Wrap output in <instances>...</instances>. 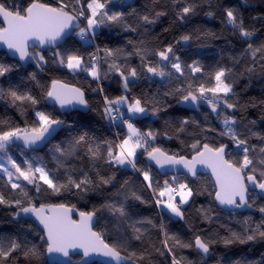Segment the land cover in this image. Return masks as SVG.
Masks as SVG:
<instances>
[{
    "label": "snow or ice",
    "instance_id": "obj_1",
    "mask_svg": "<svg viewBox=\"0 0 264 264\" xmlns=\"http://www.w3.org/2000/svg\"><path fill=\"white\" fill-rule=\"evenodd\" d=\"M257 8L0 0V104L21 117L0 115V264H264L232 252L264 245V8L245 16ZM201 14L220 31L189 29ZM208 41L227 62L179 54Z\"/></svg>",
    "mask_w": 264,
    "mask_h": 264
},
{
    "label": "trees",
    "instance_id": "obj_2",
    "mask_svg": "<svg viewBox=\"0 0 264 264\" xmlns=\"http://www.w3.org/2000/svg\"><path fill=\"white\" fill-rule=\"evenodd\" d=\"M115 2L117 3L118 6H127L128 4H133L137 7H140L141 5H143L146 0H115ZM238 0H224V3H230V4H235L237 3ZM252 3L254 5H258L257 11L256 12H245V16L249 17L250 15H256L259 12L260 8H264V4H260L259 0H252ZM171 17L166 18L163 20V23L159 26H157L154 31L159 33L161 31V29L163 27H167L169 22H170ZM192 27H204V28H208V29H212L214 31L219 32L221 29V24H220V20L219 17H217L216 19H209L208 17L204 16L203 14H201L200 16L194 17L192 19V21L189 23L188 28H192ZM179 31H184V29H179ZM105 32V42L108 41V39L110 37L114 38L115 34L114 33H108L107 30H104ZM178 34V32H177ZM165 37H167V39H171L172 37V33H167L164 34ZM235 43V42H234ZM239 47V45L237 44V48ZM224 48V43L223 41H208L204 46H200L199 42H194L193 45L190 48H185L183 51H181L179 54L187 61L190 62V58H195L200 60L204 65L211 67L214 64H216L217 62H227L228 61V53L227 50H225L224 54H221V49ZM5 51H0V55H2ZM8 59H10V57H8ZM69 79H71V77H69ZM108 87V91L113 94H119V89H118V85L116 83H111L107 85ZM144 87L147 88L149 87V85L147 84V82L144 83ZM151 87H155V85H152ZM260 85L256 84L254 86L253 89H251V93L252 94H256L260 91ZM182 109H184L183 107H181ZM172 111V110H170ZM188 113L191 114V110H188ZM8 115L10 117H12L15 120H20L21 117L19 115L18 112H16L14 109L11 108H5L4 105L0 104V115ZM175 115H182L183 112H175ZM256 114L253 113V116H255ZM77 119L79 120L80 117L74 116V117H69V119ZM86 120L90 121L92 124V127L97 131V133H104V126H103V122L99 121L98 118L92 116L91 114H89L87 117H85ZM151 125L152 127H156V128H160L162 127V122H158L155 121L151 118H144V123L143 125H141L142 127H147ZM164 145L165 147L168 148H172V149H177L179 147L178 143L176 141H164ZM47 152V149H44L40 154L41 156H44L45 153ZM14 156L17 155V153L15 151H13L12 153ZM48 159H50V156L48 157ZM200 200H203V198H199ZM155 209L151 208V207H144L141 206L140 207V213L141 215L144 216H155ZM0 227H3L5 229L9 228L10 226L7 224H3L0 223ZM169 227L173 230V231H181L183 232L184 229L181 228V225L179 223H172L169 225ZM252 251H249L247 247L244 248H236L233 249L232 252H234L237 255L240 254H244L247 255L249 259H254V260H259L260 259V252L264 251V245H254L252 246ZM218 251L222 252L223 249H218ZM189 255H191L194 259H196L195 254L194 253H189ZM91 264H101L98 262H93Z\"/></svg>",
    "mask_w": 264,
    "mask_h": 264
},
{
    "label": "water",
    "instance_id": "obj_3",
    "mask_svg": "<svg viewBox=\"0 0 264 264\" xmlns=\"http://www.w3.org/2000/svg\"><path fill=\"white\" fill-rule=\"evenodd\" d=\"M0 51H6L3 47H0ZM180 107H183V108H186V106H180ZM190 110V109H188ZM245 211H248V210H245ZM58 261H63V257H57L56 258ZM79 259L78 256H73V264H75V262ZM104 257H100V256H92L89 258V264L93 263V262H98V263H101L103 264V261H104Z\"/></svg>",
    "mask_w": 264,
    "mask_h": 264
}]
</instances>
